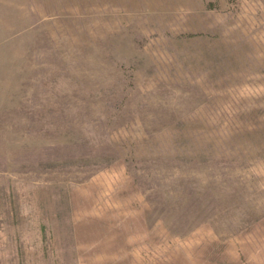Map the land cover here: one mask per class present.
Here are the masks:
<instances>
[{
	"label": "rangeland",
	"instance_id": "374dc122",
	"mask_svg": "<svg viewBox=\"0 0 264 264\" xmlns=\"http://www.w3.org/2000/svg\"><path fill=\"white\" fill-rule=\"evenodd\" d=\"M0 264H264V0H0Z\"/></svg>",
	"mask_w": 264,
	"mask_h": 264
}]
</instances>
